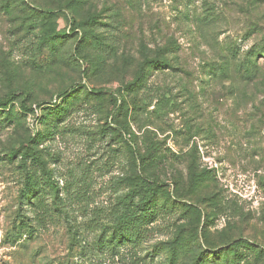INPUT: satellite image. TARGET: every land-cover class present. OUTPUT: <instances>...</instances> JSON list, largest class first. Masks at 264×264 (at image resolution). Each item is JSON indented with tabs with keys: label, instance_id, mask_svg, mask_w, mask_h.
Wrapping results in <instances>:
<instances>
[{
	"label": "rangeland",
	"instance_id": "rangeland-1",
	"mask_svg": "<svg viewBox=\"0 0 264 264\" xmlns=\"http://www.w3.org/2000/svg\"><path fill=\"white\" fill-rule=\"evenodd\" d=\"M0 264H264V0H0Z\"/></svg>",
	"mask_w": 264,
	"mask_h": 264
},
{
	"label": "trees",
	"instance_id": "trees-1",
	"mask_svg": "<svg viewBox=\"0 0 264 264\" xmlns=\"http://www.w3.org/2000/svg\"><path fill=\"white\" fill-rule=\"evenodd\" d=\"M114 257V256H113Z\"/></svg>",
	"mask_w": 264,
	"mask_h": 264
}]
</instances>
